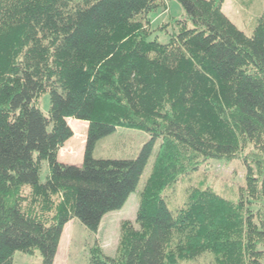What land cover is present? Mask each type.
<instances>
[{"label": "trees", "instance_id": "16d2710c", "mask_svg": "<svg viewBox=\"0 0 264 264\" xmlns=\"http://www.w3.org/2000/svg\"><path fill=\"white\" fill-rule=\"evenodd\" d=\"M176 1L192 27L176 21L160 44L147 40V15L167 0H0V264L36 250L54 264L73 219L97 233L135 191L157 140L134 222H121L114 257L92 248L88 264H178L206 253L215 264H264V5L247 36L225 0ZM70 119L87 124L81 166L59 161L76 132ZM119 127L150 140L135 159L95 160L97 142ZM249 147L241 199L190 187L182 207L168 208L166 188Z\"/></svg>", "mask_w": 264, "mask_h": 264}, {"label": "rangeland", "instance_id": "374dc122", "mask_svg": "<svg viewBox=\"0 0 264 264\" xmlns=\"http://www.w3.org/2000/svg\"><path fill=\"white\" fill-rule=\"evenodd\" d=\"M263 5L264 0H225L222 11L239 30L245 35L251 36L257 26ZM147 19L150 30L147 40L160 44L168 43L170 37L177 32L176 21L187 20L188 27H192L184 9L176 0H167L165 11L159 9L152 12L147 15ZM39 107L47 115L50 108L49 94H44L41 97ZM73 127L76 132H73L72 140L64 145L59 155L61 160L66 159L70 160L69 163L81 165L87 124L77 121L73 123ZM74 133L78 134L80 138L74 137ZM149 140L150 136L143 131L119 127L111 135L97 142L92 156L95 160H132L138 156L144 144ZM159 145L160 140H157L135 191L131 193L122 209L107 213L103 217L97 233H91L77 219H73L65 225L54 264H88L92 248L99 249L105 256H115L121 234V222L130 221L133 223L135 220L139 196L150 174ZM250 152H252V148L249 147L240 157L231 161L207 160L197 170L181 177L176 184L166 188L163 192L168 208L174 211L182 207L186 201V191L190 187L211 189L230 201L236 202L241 199L242 195H245L247 173L244 160ZM48 174L47 165L44 163L40 174L41 183L46 181ZM250 208L255 212L258 210V205L253 203ZM12 264H42V257L37 250L32 255L15 252ZM178 264L215 263L212 256L206 253L192 261Z\"/></svg>", "mask_w": 264, "mask_h": 264}, {"label": "crops", "instance_id": "0c3cea01", "mask_svg": "<svg viewBox=\"0 0 264 264\" xmlns=\"http://www.w3.org/2000/svg\"><path fill=\"white\" fill-rule=\"evenodd\" d=\"M69 121H72L73 123H74V122H77V121L72 120V119L68 120V122H69ZM73 132H74V131H73ZM71 140H72V138L69 139V140L65 143V145H67ZM61 150H62V149H61ZM59 153H60V152H59ZM82 155H83V154H82ZM64 160H66V159H64ZM64 160H61V159H60V155H59V161H60L61 163L66 164V165L71 164V165H75V166H81V165H76L75 163H69L70 160H66L67 162L64 161Z\"/></svg>", "mask_w": 264, "mask_h": 264}]
</instances>
